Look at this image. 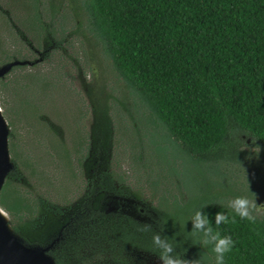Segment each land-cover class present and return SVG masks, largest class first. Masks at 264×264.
Here are the masks:
<instances>
[{
	"label": "trees",
	"instance_id": "16d2710c",
	"mask_svg": "<svg viewBox=\"0 0 264 264\" xmlns=\"http://www.w3.org/2000/svg\"><path fill=\"white\" fill-rule=\"evenodd\" d=\"M10 1L17 0H0V23L18 47L0 48V67L16 61L33 65L14 67L1 79L0 96L10 85L6 79L12 73L44 62L66 37L55 21L44 18L41 0L29 1L28 15L20 24L8 10ZM77 2L91 37L110 59L117 76L148 108L153 125L163 130L164 138L194 165L202 180L189 174L192 197L184 205L165 203L159 209L146 210L149 222L128 218L121 220L123 224L120 218L106 215L102 204L115 201L121 205L141 198L114 187L115 180L105 165L103 170L95 169L106 164L111 148L107 139L95 134L99 136L95 146L93 140L75 149L79 166L87 164L90 175L82 201L66 211L48 201L31 204L12 184L21 182V177L10 129L15 169L1 192L0 206L19 223L16 233L29 245L45 247L56 242L50 252L56 263L72 264L71 253L93 230L120 224L125 228L118 230V239L126 246L159 258L163 250L152 243V237L159 234L171 243V255H178L185 264H215L214 244L204 242L202 229H194L192 217L200 211L209 220L205 228L210 226L234 241L232 251L225 254V264H264V214L257 216L251 209L252 221L240 219L228 207L227 195L211 193L216 184H210L208 177L219 175L223 165L240 162L245 146L258 148L264 158V0ZM39 48L44 49L41 58L27 60ZM65 155L69 159L72 154ZM220 212L229 216L227 224L217 225ZM118 257H114L117 262L121 261Z\"/></svg>",
	"mask_w": 264,
	"mask_h": 264
},
{
	"label": "rangeland",
	"instance_id": "374dc122",
	"mask_svg": "<svg viewBox=\"0 0 264 264\" xmlns=\"http://www.w3.org/2000/svg\"><path fill=\"white\" fill-rule=\"evenodd\" d=\"M29 1L7 4L19 24L28 15ZM41 2L44 18L55 21L66 37L58 49H51L44 62L6 79L10 85L0 96V107L14 133L21 177V182L12 184L31 204L48 201L64 211L68 206H77L84 198L90 175L87 164L85 168L83 163L79 166L75 149L93 140L95 146L100 135L108 140L110 156L106 164L95 169L105 165L115 180L114 187L124 188L130 195L138 193V202L147 211L165 203L184 205L192 197L189 174L202 180L200 172L173 149L163 130L153 125L148 108L117 76L110 59L91 37L77 0ZM5 27L0 23V48L9 51L18 46ZM39 50L27 60L40 59L44 49ZM161 148L166 152L161 153ZM9 149L14 162L11 146ZM243 151L240 162L223 165L219 175L208 176L210 184H216L211 193L227 195L230 201L247 198L255 205L253 214L260 216L264 214V158L258 148L245 146ZM66 153L72 154L71 158L67 159ZM22 162L28 167H23ZM0 208L16 232L19 223ZM123 228L115 224L103 231L93 230L71 253V263L162 264L159 258L118 239V230ZM115 256H120L121 261H115Z\"/></svg>",
	"mask_w": 264,
	"mask_h": 264
},
{
	"label": "water",
	"instance_id": "95a60500",
	"mask_svg": "<svg viewBox=\"0 0 264 264\" xmlns=\"http://www.w3.org/2000/svg\"><path fill=\"white\" fill-rule=\"evenodd\" d=\"M25 65H33V63L16 61L0 67V80L14 67ZM9 135V124L0 107V195L7 178L15 169L10 155ZM106 205L110 209L118 207L114 202H108ZM55 243L45 247L26 244L11 228L7 214L0 208V264H57L50 254Z\"/></svg>",
	"mask_w": 264,
	"mask_h": 264
},
{
	"label": "clouds",
	"instance_id": "9594fccd",
	"mask_svg": "<svg viewBox=\"0 0 264 264\" xmlns=\"http://www.w3.org/2000/svg\"><path fill=\"white\" fill-rule=\"evenodd\" d=\"M228 207L240 219H246L248 221L254 219L251 214V209L255 207V205L251 204L247 198L236 197L229 202ZM192 219L194 221V229L203 230L204 242L214 244L212 251L216 254L215 264H225V254L230 253L234 247V241L231 236H220V234L214 232L210 226L205 228V225H209V220L207 216L200 211H197ZM228 222L229 216L226 215L225 212L217 213V225L222 223L227 224ZM152 243L163 250L159 252V259L162 261V264H185V261L178 255L175 257L171 255L173 247L168 241V238L161 239L160 235L156 234L152 237Z\"/></svg>",
	"mask_w": 264,
	"mask_h": 264
},
{
	"label": "flooded vegetation",
	"instance_id": "af4514ba",
	"mask_svg": "<svg viewBox=\"0 0 264 264\" xmlns=\"http://www.w3.org/2000/svg\"><path fill=\"white\" fill-rule=\"evenodd\" d=\"M112 202L117 203L115 201H112ZM104 206L106 207L103 208ZM101 209L104 210L106 215L108 216L117 217L118 220L120 218V221L122 219L128 220L129 218V219L135 220L140 223H147L149 222L148 220H150V218L148 217V212L139 202H134V201L133 202L127 201L126 203L122 202L121 205L118 204V207L113 208V209H110L107 207V205L102 204ZM121 223L124 224L123 221H121Z\"/></svg>",
	"mask_w": 264,
	"mask_h": 264
}]
</instances>
